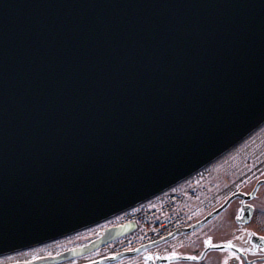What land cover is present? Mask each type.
I'll return each mask as SVG.
<instances>
[{
    "label": "water",
    "instance_id": "water-1",
    "mask_svg": "<svg viewBox=\"0 0 264 264\" xmlns=\"http://www.w3.org/2000/svg\"><path fill=\"white\" fill-rule=\"evenodd\" d=\"M263 122L264 0H0V255L149 199Z\"/></svg>",
    "mask_w": 264,
    "mask_h": 264
},
{
    "label": "flooded vegetation",
    "instance_id": "flooded-vegetation-1",
    "mask_svg": "<svg viewBox=\"0 0 264 264\" xmlns=\"http://www.w3.org/2000/svg\"><path fill=\"white\" fill-rule=\"evenodd\" d=\"M217 161L220 167H215ZM217 161L211 169L216 184L198 201L205 206L195 221L200 224L185 233L132 257L103 262L96 249L83 251L88 245L77 243L87 235L82 232L55 245L1 255L0 264H222L225 259L229 264H264V240L259 239L264 236V123ZM229 240L234 247L226 246ZM172 252L177 258H159Z\"/></svg>",
    "mask_w": 264,
    "mask_h": 264
},
{
    "label": "built area",
    "instance_id": "built-area-1",
    "mask_svg": "<svg viewBox=\"0 0 264 264\" xmlns=\"http://www.w3.org/2000/svg\"><path fill=\"white\" fill-rule=\"evenodd\" d=\"M194 183L195 179L191 181V184ZM191 193V187L185 191L175 187L157 197L153 205H140L136 209L122 214L115 223L135 221L138 228L103 247V251L115 253L127 250L157 240L185 226L191 220L192 213L184 203V197Z\"/></svg>",
    "mask_w": 264,
    "mask_h": 264
},
{
    "label": "snow or ice",
    "instance_id": "snow-or-ice-1",
    "mask_svg": "<svg viewBox=\"0 0 264 264\" xmlns=\"http://www.w3.org/2000/svg\"><path fill=\"white\" fill-rule=\"evenodd\" d=\"M237 239H238V237H237ZM259 239L264 240V236L259 237ZM204 243H205V244H210V243H211V240H205ZM226 246L229 247V248L234 247V245L232 244V241H231V240H229V241L227 242V245H226ZM159 258H161V259H175V258H177V253L172 252L169 256H166V257H159ZM186 258H187V259H196L197 257H195V256H189V257H186ZM148 259H151V257H148ZM237 259H238V257H237ZM222 264H229L228 259H225V260L222 262Z\"/></svg>",
    "mask_w": 264,
    "mask_h": 264
},
{
    "label": "rangeland",
    "instance_id": "rangeland-1",
    "mask_svg": "<svg viewBox=\"0 0 264 264\" xmlns=\"http://www.w3.org/2000/svg\"><path fill=\"white\" fill-rule=\"evenodd\" d=\"M220 166H221V161H217L215 167H220ZM209 175L210 176H209V179H207L208 180L207 182L216 181L215 179H213L211 172L209 173Z\"/></svg>",
    "mask_w": 264,
    "mask_h": 264
}]
</instances>
